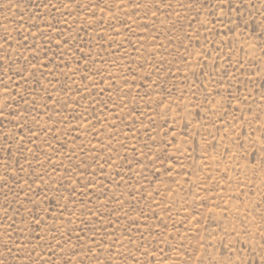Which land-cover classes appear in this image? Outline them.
Returning a JSON list of instances; mask_svg holds the SVG:
<instances>
[{
	"label": "rangeland",
	"instance_id": "rangeland-1",
	"mask_svg": "<svg viewBox=\"0 0 264 264\" xmlns=\"http://www.w3.org/2000/svg\"><path fill=\"white\" fill-rule=\"evenodd\" d=\"M0 264H264V0H0Z\"/></svg>",
	"mask_w": 264,
	"mask_h": 264
}]
</instances>
